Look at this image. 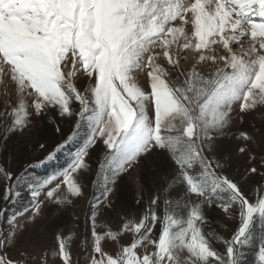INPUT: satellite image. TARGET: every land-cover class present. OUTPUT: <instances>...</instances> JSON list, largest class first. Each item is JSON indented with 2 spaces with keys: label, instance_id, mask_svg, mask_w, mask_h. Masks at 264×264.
<instances>
[{
  "label": "snow or ice",
  "instance_id": "obj_1",
  "mask_svg": "<svg viewBox=\"0 0 264 264\" xmlns=\"http://www.w3.org/2000/svg\"><path fill=\"white\" fill-rule=\"evenodd\" d=\"M0 85V150L31 135L33 118L75 121L65 140L19 173L0 165V199L15 203L27 192L31 205L0 225V264H33L21 243L26 225L46 202L64 208L83 198L79 177L97 147L91 233L81 241L86 254L91 245L87 264H245L256 223L264 227V0H0ZM247 117L249 129L234 132ZM81 136L66 166L29 174ZM226 138L246 157L237 172L255 181L251 196L224 173ZM154 154L169 172L139 216H123L116 230L97 223L119 180ZM213 205L239 216L223 252L212 245L220 238L203 230ZM73 239L58 233L40 264H74ZM254 264H264V244Z\"/></svg>",
  "mask_w": 264,
  "mask_h": 264
},
{
  "label": "rangeland",
  "instance_id": "obj_2",
  "mask_svg": "<svg viewBox=\"0 0 264 264\" xmlns=\"http://www.w3.org/2000/svg\"><path fill=\"white\" fill-rule=\"evenodd\" d=\"M192 62V57H188V64L185 67H188ZM10 91V89H8ZM5 92V88L3 85H0V101L3 99V95ZM35 121L34 127L31 129V135H21L19 137V144L17 145L16 158L21 155V147L25 144H30L35 140V137L40 135L42 131H45L46 126H43L42 120L33 118ZM52 119L56 121V125L63 123L60 118L53 114ZM252 120V117H247L243 124L236 123L233 127V131H243L248 130L250 125L247 123ZM75 121H72V124ZM47 123H49L47 121ZM46 123V124H47ZM67 123V122H66ZM52 128V127H51ZM41 130V131H40ZM68 133L63 137L66 139ZM220 150L226 153H232L231 156V165L226 167V174L234 179L235 181H239L241 184V188L245 191V193L252 195V189L250 188V180L245 183L241 175L237 172L238 166L240 167V171H243V163L246 157L237 155V141L233 139H224L220 143ZM99 150V152H97ZM100 153V154H99ZM97 154L99 156H97ZM103 153L100 150V147H97L94 150H90V154L87 157V162L90 166V171L86 172L83 176L79 177V181L82 185H84V196L83 198L75 199L72 204L66 205L64 208H59L57 205L51 203H45L42 211L40 213L39 218L36 220L34 224L26 225V230L21 238V243L23 246H26L28 250L35 256V261L33 264H40V260L43 254L51 249L57 247L56 236L58 233H62L67 236L69 233L74 234V239L71 242V246L69 248L72 259L75 262L78 260L79 264H87L88 259L91 255V245L87 249V254L82 247L81 241L85 236L90 237L91 233V221L89 220V216L91 215V209L89 206V201L93 195V185L92 181L96 179L97 169L100 160L102 159ZM152 157V156H151ZM18 159V158H17ZM15 159V161H17ZM21 164V163H20ZM17 168V167H15ZM94 168V169H93ZM19 169H16L18 173ZM48 171L53 172L52 169L48 168ZM139 174H140V165L130 171V173L124 175L119 182L115 185V191L112 193V200L114 201L111 209H107L104 211L103 215L98 218L97 223L99 224H107L113 230H116L122 224V217L127 214H136L138 217L144 207H141V204L138 203V200H141V188L139 183ZM40 176V174H38ZM44 176V175H43ZM41 175V177H43ZM26 192L22 193L21 196H25ZM19 199H22L21 197ZM43 199V197H41ZM30 197L27 193V196L22 199V202L8 203L6 207L1 208V213L3 216H0V225L3 226L4 229L8 227L6 220L9 216L13 214L24 212L25 208H30ZM20 206V207H19ZM5 209V210H4ZM209 209V208H208ZM3 211V212H2ZM209 211V210H207ZM231 211V210H230ZM215 217L220 220L223 224L218 225L215 224L213 220H210L209 223H205L203 229L209 231V229H213L219 235L224 234L225 228L233 229L232 221L229 219L222 209L217 208L215 210ZM208 214V212H207ZM206 214V218L212 217ZM30 215V212L25 213L24 217H19L18 222L23 224L26 216ZM207 225V226H206ZM210 225V227H208ZM158 228V226H157ZM102 228H98L97 231H102ZM232 235L228 236V239H231ZM131 239L130 234H125L122 238V243L127 244ZM264 244V240L262 242ZM261 244V245H262ZM212 245L216 248V250H220L216 242H213ZM260 245V246H261ZM104 248L106 251H112V244L105 243ZM14 251L10 249V252ZM220 252H223L220 250ZM253 257L251 261H247L246 258L245 264H254ZM48 264H58V257L56 259L49 258Z\"/></svg>",
  "mask_w": 264,
  "mask_h": 264
},
{
  "label": "trees",
  "instance_id": "obj_3",
  "mask_svg": "<svg viewBox=\"0 0 264 264\" xmlns=\"http://www.w3.org/2000/svg\"><path fill=\"white\" fill-rule=\"evenodd\" d=\"M42 122H44L43 126H46L45 131H42V133L40 135L36 136L35 140L32 143L25 144L21 147V149H20L21 155L18 156V154H17L18 159L16 158L15 155H16V151H17V145L19 144L18 139L20 136L14 137L13 139H11L10 141L7 142V144L2 148V150H0V165H3L5 167H8L10 165L11 170L13 172L17 173L16 169H19L18 170V173H19L23 169V167L26 163L35 162L37 159H42L44 157V155H46L48 152L55 149L58 144H60L63 140H65V139H63V137L67 133H68V135L71 133L72 128H73L74 123H75L74 122L73 125H71L72 121H63V123L57 124V125H59V127L61 129V132L58 133V132H56V126H57L56 123L50 124V123H47V120H42ZM247 124L250 125L249 122ZM82 140H83V137L81 136L80 138L77 139V141H74V142L66 145L64 149H62L60 152H58L56 154V157H57L56 159L50 161L47 165H45L43 167L31 169L29 174L31 176H38V177H41V175L46 176L50 173L48 171V168L55 171L57 168H61L63 166H66V164L69 161V157L71 156L72 153H74L76 151V149L79 147L80 143H82ZM41 143H44L46 145L45 149H41L39 147V145ZM97 152H99V150ZM219 155L223 156L224 158H227L229 155L232 156V153H226V152H223L222 150H220ZM97 156H99V155L97 154ZM15 159H17V161H15ZM15 167H17V168H15ZM225 170H226V168L224 169V173L226 174ZM168 172H169V167L167 165L166 158L164 156H161V155H155L154 154V155H152V157L150 156L148 159L144 160L142 162V164H140L139 183H140L142 198H141V200H138V201H141L140 202L141 207L145 206L149 196H151L155 193V190L159 186L160 181L163 179V177L166 174H168ZM38 174H40V176ZM254 182H255L254 180H250L249 186L251 189H253ZM2 188H3V185L0 184V191H2ZM247 195H249V194H247ZM26 196H27V192H26V195L21 196V198L24 199ZM22 199H18V202H22ZM3 207L5 208L6 204L2 199H0V210ZM217 208L218 207L213 205L209 209H206L205 216H206L207 212H208L207 215L210 214L209 216H212V217L206 218V221H207L206 223H209L210 220H213L215 222V224H218V225L223 224L220 220H218L215 217V215H216L215 210ZM207 210H209V211H207ZM0 213H1V211H0ZM231 221H232L233 229L229 230L228 228L227 229L225 228L223 235H219L213 229H209V231L203 229L205 233H208L211 231V232H214L216 234V236H218L220 238L219 242L214 240V241H212V243L216 242L218 245V248H220V250H222V251H224L223 241L228 240V236L230 238V236L234 234L237 227L239 226L238 214H235L234 218L231 219ZM208 227H210V225ZM263 240H264V227H261L259 222H257L254 229H253L252 241L244 249V251H245V257L244 258H246L247 261L250 262L251 259L256 256V253L258 252L259 247L262 244ZM214 249H216V248L214 247ZM220 250H218V251H220Z\"/></svg>",
  "mask_w": 264,
  "mask_h": 264
}]
</instances>
